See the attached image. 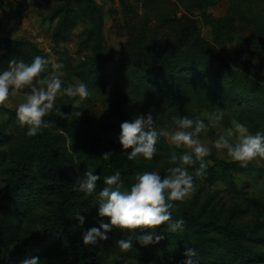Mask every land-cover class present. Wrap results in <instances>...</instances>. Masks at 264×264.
<instances>
[{
    "label": "trees",
    "instance_id": "obj_1",
    "mask_svg": "<svg viewBox=\"0 0 264 264\" xmlns=\"http://www.w3.org/2000/svg\"><path fill=\"white\" fill-rule=\"evenodd\" d=\"M121 2L123 5L128 3L126 0ZM64 3L69 5L68 0ZM230 19L233 18L218 17L221 22L215 27L220 30V25H227ZM96 23L92 32H96L98 53L101 22L98 20ZM182 27L186 29L175 32L172 39V32L159 35L157 26L149 37L147 32L143 53L131 56L136 66L132 81L142 87L140 93H132L162 99L165 104L187 112L193 110L189 99H203L215 111L222 110L223 115L234 111L254 133L264 131V74L260 66L236 52L225 54L221 34H215V40H210L202 35L195 23ZM0 50H8L15 56L30 60L37 54L48 57L34 41L24 36L0 35ZM89 75L86 71L84 77ZM61 109L65 112L64 108ZM5 111L7 118L0 121V264H15L28 255H38L39 264H140L135 260L142 258L143 249L119 248L118 252L110 255L112 240L88 245L82 241V229L77 224L76 213L81 211L89 225L98 224L100 217L96 211L97 198L78 191L63 164L67 157L64 152L66 140L68 137H81L73 120L68 115L62 117L50 112L44 119L50 120L51 124L29 136L25 134L27 125L21 127L17 122L16 109L5 108ZM109 126L116 128L120 123L112 122ZM158 141L159 150L183 151L176 145L170 146L163 135ZM77 142L79 140L74 143ZM96 149L103 169L97 190L104 186L102 177L116 168L121 170L124 186L130 187L135 176L105 159L101 148ZM215 163L207 166L206 178L214 182L217 167H220L222 179L233 188L235 183L227 163ZM198 166L199 161L187 165L192 170ZM212 197H207L205 202L209 204ZM247 205L235 204L226 214L221 212V208L215 209L206 216L172 208V218L182 217L183 227L171 231L166 227L167 221L156 226L157 231L164 234L158 242L149 244L148 251L166 264L182 260L187 246L197 249L199 264H264V212H256L246 218ZM31 212L35 214L30 215ZM32 215L42 219L38 231L30 224ZM147 230H150L148 226L136 228V231ZM129 231L131 229L114 227L109 236L117 238ZM50 239L58 241L62 248L61 257L50 256Z\"/></svg>",
    "mask_w": 264,
    "mask_h": 264
},
{
    "label": "rangeland",
    "instance_id": "obj_2",
    "mask_svg": "<svg viewBox=\"0 0 264 264\" xmlns=\"http://www.w3.org/2000/svg\"><path fill=\"white\" fill-rule=\"evenodd\" d=\"M68 2L69 5L66 6L64 0H0V35L29 38L47 53L50 61H59L61 68L57 72L61 75L62 86L79 81L88 86L89 95L83 100L62 95L55 101V106L64 108L81 132L79 139L68 137L64 147L67 157L63 164L73 185L78 183L76 176L85 169L102 172L96 148L111 150L108 160L121 166L131 176L144 170H156L166 174L170 166L179 163L169 159L171 153L175 152H170L169 149H157L152 159L141 157L135 161L128 160L127 151L121 148L118 139L120 126L114 128L109 126L110 123H120L122 120L131 119L135 112L150 110L154 114L156 127L172 128L175 126L174 116L200 115L207 122L205 114L216 112L209 102L199 98L189 99V106L193 110L187 112L165 104L162 99L140 97L141 95L132 93H140L142 87L132 81L136 66L132 63L131 56L143 53L147 45V32L149 37L154 27L157 26L156 32L159 35L162 32H172L170 39L175 36V32L186 29L182 26L192 23L210 40H215V34H221L220 40H224L222 51L225 54L236 52L239 56L256 62L264 74V0H126L128 6L123 5L121 0ZM227 16L233 19L227 25H220V30L217 29L215 26L221 22L217 18ZM65 20L67 22L64 24ZM98 20L101 25L100 50L97 53L96 32L92 30ZM12 58L31 62L29 58L2 50L0 69L7 67ZM52 71L49 66L41 75H48ZM86 71L90 74L88 78L84 77ZM28 90L26 87L15 93L10 91L7 105L0 104V121L7 118L5 108L16 109V105L24 99ZM74 100L78 102L73 104ZM233 120L240 121L234 111H227L220 121L209 125L207 131L201 132L199 139L212 149L205 157L208 165H216L215 162L218 161L226 162L235 186H227L225 179H222L223 171L220 167H217L214 182L206 178V169L204 175L197 176L195 169L188 167L194 178L192 191L185 199L174 201L173 208L206 216L215 209L221 208V212L226 214L235 204L245 206L249 203L244 214L246 218L256 212H264V158H254L247 166H241L226 151L218 152L212 143L216 138V129L226 131L232 127ZM165 139L170 146H174L166 137ZM77 140L79 142L74 143ZM92 144L95 147H91ZM158 144L160 143L157 140V146ZM1 179L0 175V183ZM210 194L213 197L207 204L205 199ZM41 220L35 215L30 217L29 221L34 230L41 228ZM89 223L85 222L83 227L91 226ZM122 236L133 240L132 247L144 250L140 254L142 258L135 260V263L166 264L160 257L148 251L149 244L140 245L135 241V230ZM117 238L109 236L106 239L112 240L110 255L118 252L120 248L115 242ZM48 248L51 257H61L62 248L56 239L49 240Z\"/></svg>",
    "mask_w": 264,
    "mask_h": 264
},
{
    "label": "clouds",
    "instance_id": "obj_3",
    "mask_svg": "<svg viewBox=\"0 0 264 264\" xmlns=\"http://www.w3.org/2000/svg\"><path fill=\"white\" fill-rule=\"evenodd\" d=\"M2 52V50H0ZM53 70L48 75H41L46 69ZM61 68L59 61L52 62L50 58L35 55L31 62L24 59L12 58L7 67L0 69V104L7 105V98L17 90L28 88L24 99L16 105V119L21 127L27 125L25 134L32 136L51 124L44 119L45 115L55 112L59 116H67L61 107L55 106L58 96L67 95L83 100L89 95L88 86L79 81L62 86L61 75L57 70ZM78 100H74L73 104ZM207 122L200 115L174 116V127L158 128L152 111L135 112L131 119L120 122L118 139L122 149L127 151L128 160H139L141 157L152 159L157 152V140L163 135L170 144L187 150L171 153V161H179L162 174L156 170L138 172L130 187L124 186L121 170L116 168L111 174L102 177L104 186L97 190L100 173L92 169H85L76 176L78 183L74 185L78 191L86 196L94 195L97 200L98 224L83 227L85 215L81 211L76 213L77 224L81 227V238L84 244H96L106 240L114 227L121 230H135V241L140 245L158 242L163 237V231L157 227L167 221L166 227L176 231L183 227V218H172L171 209L174 201L183 200L192 191L194 178L187 165L199 161L195 168L197 176L205 174L208 161L205 157L211 148L202 143L199 134L207 131L209 125H215L223 117V111L218 109L214 113H206ZM213 145L217 151L224 150L226 154L241 166H247L254 158H264V131L255 133L242 121L233 120L232 127L222 130L216 129ZM111 150L104 151L102 156L108 159ZM77 172H80L77 169ZM137 226H148L150 230L136 231ZM121 250L133 246L132 239L123 236L116 239ZM38 255H28L19 259L15 264H39ZM177 264H199L197 249L191 246L185 248V257Z\"/></svg>",
    "mask_w": 264,
    "mask_h": 264
}]
</instances>
